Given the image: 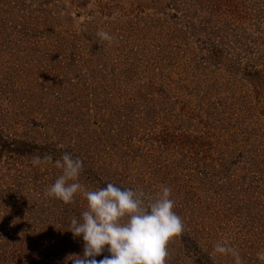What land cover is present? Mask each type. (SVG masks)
<instances>
[{"label":"rangeland","instance_id":"1","mask_svg":"<svg viewBox=\"0 0 264 264\" xmlns=\"http://www.w3.org/2000/svg\"><path fill=\"white\" fill-rule=\"evenodd\" d=\"M65 152L88 190L172 189L166 264H264V0H0V264L83 255Z\"/></svg>","mask_w":264,"mask_h":264},{"label":"clouds","instance_id":"2","mask_svg":"<svg viewBox=\"0 0 264 264\" xmlns=\"http://www.w3.org/2000/svg\"><path fill=\"white\" fill-rule=\"evenodd\" d=\"M97 36L109 44L115 39L104 30H98ZM50 160L51 156H35L32 164L39 166ZM55 165L62 173L45 195L67 204L81 193L87 201V209L70 223L73 237L84 242L83 255H71V264H166L169 241L184 231L182 218L174 211L170 187H163L155 196L111 183L88 190L79 183L83 169L79 158L65 152ZM105 250L110 255L98 261L96 257ZM214 252L232 256L234 264H244L238 250L229 244L218 242ZM257 258L264 261V251L258 252Z\"/></svg>","mask_w":264,"mask_h":264}]
</instances>
